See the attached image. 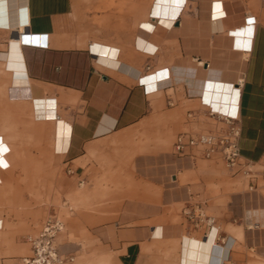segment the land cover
Listing matches in <instances>:
<instances>
[{
    "label": "crops",
    "instance_id": "crops-1",
    "mask_svg": "<svg viewBox=\"0 0 264 264\" xmlns=\"http://www.w3.org/2000/svg\"><path fill=\"white\" fill-rule=\"evenodd\" d=\"M211 111L239 124L242 168L174 153L180 133L223 126ZM0 117V188L72 209L61 253L153 264L165 252L186 264L189 242L208 240L227 264L264 210L228 209L235 235L215 219L208 238L200 213L217 201L220 161L249 179L233 200L264 201V0H0ZM26 174L33 186L18 184ZM4 219L0 264H19L28 245L19 228L3 234Z\"/></svg>",
    "mask_w": 264,
    "mask_h": 264
},
{
    "label": "rangeland",
    "instance_id": "rangeland-1",
    "mask_svg": "<svg viewBox=\"0 0 264 264\" xmlns=\"http://www.w3.org/2000/svg\"><path fill=\"white\" fill-rule=\"evenodd\" d=\"M0 130H1V117H0ZM4 152L6 150L5 143ZM3 163H8L7 158L2 159ZM218 170V184L211 186V190H214L217 195V201L211 202V209L207 208L206 203L204 212L200 215H207V217L218 219V223L222 224L223 230L229 235H235V229L231 228V225H226L224 221L228 209H234L235 212L249 214L254 216L255 211L264 210V201H257V192H252V201H235L233 196H242L244 193L249 192L248 183L249 179L240 177L233 178L224 167V164L220 161L217 164ZM34 175L26 174L23 178L19 179L20 185L33 186ZM260 185H263L261 182ZM264 196V189L260 193ZM49 192L34 190L32 188L16 189V188H0V218L5 217V223L3 227V234H8L11 231H16L19 228L17 234L28 245L26 250L21 253V257L29 255V244L26 240L28 235L36 234L46 217L51 214H59L64 216L65 219L69 216V211L64 209L60 211V207L64 201H50ZM71 202L72 207L75 208V201ZM205 202V201H203ZM16 222H19L18 224ZM217 222V220H216ZM215 222V223H216ZM260 225V228L258 226ZM247 231L242 233V240H239V246H237L232 252L227 264H264V220L261 219L260 224L256 222V218H250L246 223ZM249 229V230H248ZM208 232L203 231V236ZM260 233V234H259ZM256 234V236H255ZM228 236L219 232L218 243L223 244L224 240ZM258 238V239H257ZM161 246H165L162 242ZM171 248V247H169ZM170 249L167 247V252ZM177 262H176V260ZM75 264L78 262L75 261ZM153 264H179V255L170 259L169 253L160 252L159 261H155Z\"/></svg>",
    "mask_w": 264,
    "mask_h": 264
},
{
    "label": "built area",
    "instance_id": "built-area-1",
    "mask_svg": "<svg viewBox=\"0 0 264 264\" xmlns=\"http://www.w3.org/2000/svg\"><path fill=\"white\" fill-rule=\"evenodd\" d=\"M210 116L215 117L223 126L209 133H180L174 143V153L179 157L191 158L196 156L191 154L195 151L206 159L219 155L228 169L242 168L245 162L239 147L241 128L236 119L213 111ZM206 221L210 230L215 224V219L207 217ZM65 226V219L59 214L46 217L40 230L27 236L30 254L20 257L19 264H74L75 257L61 253L56 246V239Z\"/></svg>",
    "mask_w": 264,
    "mask_h": 264
},
{
    "label": "bare ground",
    "instance_id": "bare-ground-1",
    "mask_svg": "<svg viewBox=\"0 0 264 264\" xmlns=\"http://www.w3.org/2000/svg\"><path fill=\"white\" fill-rule=\"evenodd\" d=\"M245 24H246V18H245ZM220 115H223V114H220ZM214 229L215 228L212 227L208 231V233L206 234V238L209 237V235L213 232ZM160 231H161V227H160ZM255 236H256V234H255ZM161 238H163V237H161ZM191 248L193 249V253H189ZM188 250L189 251L187 252V255L185 256L186 264H221V259L225 258V256H226V253L224 252L223 249L217 247L216 244H212L211 242H208V240H206L205 242H197L195 244L193 241H190Z\"/></svg>",
    "mask_w": 264,
    "mask_h": 264
}]
</instances>
